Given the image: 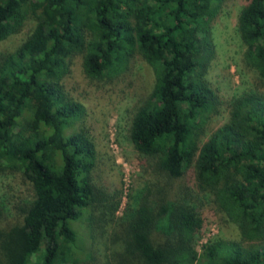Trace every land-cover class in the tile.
I'll return each mask as SVG.
<instances>
[{"label":"trees","instance_id":"trees-1","mask_svg":"<svg viewBox=\"0 0 264 264\" xmlns=\"http://www.w3.org/2000/svg\"><path fill=\"white\" fill-rule=\"evenodd\" d=\"M223 3L0 0V45L24 32L0 52V172L30 190L11 212L0 202V264H264V0H246L236 22L241 65L258 87L233 98L227 121L201 139L215 104L203 70ZM76 56L92 81L122 77L135 59L153 74L126 136L152 176L119 217L80 127L85 109L63 86ZM188 168L194 190L180 184ZM203 195L236 239L199 252ZM97 240L107 247L94 250Z\"/></svg>","mask_w":264,"mask_h":264},{"label":"rangeland","instance_id":"rangeland-1","mask_svg":"<svg viewBox=\"0 0 264 264\" xmlns=\"http://www.w3.org/2000/svg\"><path fill=\"white\" fill-rule=\"evenodd\" d=\"M245 2L246 0H224L212 26L214 56L203 72L214 92L215 104L203 128V141L227 121L233 98L258 87L253 74L244 69L240 62L242 47L236 32V22ZM28 28L29 25L24 31ZM23 36L24 32L2 43L0 52L16 47ZM152 84V71L140 59L133 60L129 71L118 79L110 82L89 80L82 73L80 56L73 58L70 73L63 81L66 93L85 109L80 127L88 130L98 149L99 158L103 159L98 164L96 176L106 192L117 193L118 217L122 215L129 197L141 191L146 180L152 176V169L134 151L126 138L131 111ZM193 181L192 169L188 168L180 184L194 190ZM29 193V186L18 173L0 172V202L4 203L7 212H11L14 202H24ZM203 196L201 213L204 225L197 242L199 252L201 246L210 241L236 239L234 227L223 225L221 214L212 203L211 197ZM11 217L6 214L1 226H7ZM93 247L98 251L99 248L103 250L107 246L104 243L100 246L97 240Z\"/></svg>","mask_w":264,"mask_h":264}]
</instances>
